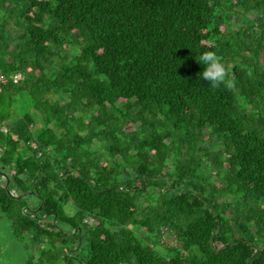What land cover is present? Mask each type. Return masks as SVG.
<instances>
[{
	"label": "trees",
	"instance_id": "1",
	"mask_svg": "<svg viewBox=\"0 0 264 264\" xmlns=\"http://www.w3.org/2000/svg\"><path fill=\"white\" fill-rule=\"evenodd\" d=\"M0 10V211L27 264H264V0Z\"/></svg>",
	"mask_w": 264,
	"mask_h": 264
},
{
	"label": "rangeland",
	"instance_id": "2",
	"mask_svg": "<svg viewBox=\"0 0 264 264\" xmlns=\"http://www.w3.org/2000/svg\"><path fill=\"white\" fill-rule=\"evenodd\" d=\"M13 6L16 10L19 8L18 3L13 4ZM3 20L4 14L0 10V22ZM10 21L12 23L11 30L16 32L24 31L23 20L16 13ZM19 23H21V26H19ZM12 34L14 35L15 33ZM25 100L23 105L28 109V107L30 108L28 106L29 101L28 99ZM166 232L168 233L165 235V244H168L173 241V233L171 230H166ZM161 247L159 246L160 249H162ZM28 255L29 249L25 241L15 236L10 220L0 211V264H27Z\"/></svg>",
	"mask_w": 264,
	"mask_h": 264
},
{
	"label": "clouds",
	"instance_id": "3",
	"mask_svg": "<svg viewBox=\"0 0 264 264\" xmlns=\"http://www.w3.org/2000/svg\"><path fill=\"white\" fill-rule=\"evenodd\" d=\"M198 62L206 65L201 76L204 80L209 81L213 89L218 88L224 83L226 87H232L231 80H227L228 72L222 58L214 51L203 52L197 58Z\"/></svg>",
	"mask_w": 264,
	"mask_h": 264
},
{
	"label": "built area",
	"instance_id": "4",
	"mask_svg": "<svg viewBox=\"0 0 264 264\" xmlns=\"http://www.w3.org/2000/svg\"><path fill=\"white\" fill-rule=\"evenodd\" d=\"M10 77L14 80V82H18L19 80L23 78V75L21 72H17V73L12 74ZM0 80L5 82L8 80V77L4 74H0ZM86 221H88L89 223H98V221L93 218L87 219Z\"/></svg>",
	"mask_w": 264,
	"mask_h": 264
},
{
	"label": "water",
	"instance_id": "5",
	"mask_svg": "<svg viewBox=\"0 0 264 264\" xmlns=\"http://www.w3.org/2000/svg\"><path fill=\"white\" fill-rule=\"evenodd\" d=\"M9 184V183H8ZM13 193V192H12Z\"/></svg>",
	"mask_w": 264,
	"mask_h": 264
}]
</instances>
